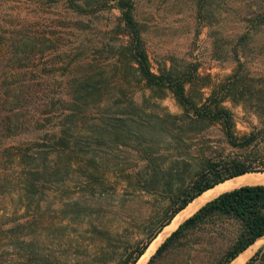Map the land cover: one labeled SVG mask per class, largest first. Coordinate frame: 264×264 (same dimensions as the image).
<instances>
[{"label":"trees","instance_id":"obj_1","mask_svg":"<svg viewBox=\"0 0 264 264\" xmlns=\"http://www.w3.org/2000/svg\"><path fill=\"white\" fill-rule=\"evenodd\" d=\"M38 1L40 7L44 4L48 7L47 16L41 18L43 24L36 20L38 16L23 12H16L17 22H0V186L20 188L27 207L32 201L39 206L43 187L53 181L60 168L55 158L63 156L67 164L87 159L93 155L90 150L99 142L103 131L112 129L114 133L146 138L155 130L161 136L172 133L166 122L171 121L174 127L176 119L187 118L192 125H219L230 148L201 153L190 179L168 196L160 219L148 221L147 236L125 244L117 256L105 258L97 254L95 240L99 236L89 239L82 234H54L52 238L41 239L17 235L11 245L20 250L0 251V264H134L170 220L202 193L228 179L264 172V130L256 128L237 133L232 110L223 104L227 97H246V85L240 86L246 77L244 72L236 68L224 81L214 85L208 95L200 92L196 96L186 85L197 82V62L190 67L178 68L172 63L153 69L141 23L135 15V0ZM198 1L203 7L205 0ZM261 4L260 8H251L253 15L249 23L264 24ZM52 7L62 8V14L54 15ZM114 8L118 10L113 15L115 25L102 30L98 39L83 41L74 37L78 25H90L102 11ZM240 37L246 38L247 31ZM137 83L155 97L169 91L182 111L172 114L155 109L149 113L137 110L138 105L128 94ZM109 101L116 109L110 112L104 107L98 120L92 121L96 127L85 139L84 132L79 131L81 120L88 118L94 105ZM151 149L149 144L142 149L146 163L153 160L147 155ZM6 169L10 170V178ZM175 175L176 172H170L168 181L174 180ZM155 177L142 171L137 181L148 183L155 181ZM216 221L235 224L229 247L215 263L230 264L264 237V183L236 186L206 201L164 238L145 264H170L168 258L182 252L179 247L186 244V239L189 241V235L203 224ZM76 222L80 227L84 224L91 227L90 231L104 234L103 237L108 234L109 238L112 234L102 222ZM43 244L57 245L59 254L40 251ZM88 246L92 249L86 251ZM70 247L77 250L73 259L67 254ZM243 264H264V244Z\"/></svg>","mask_w":264,"mask_h":264},{"label":"rangeland","instance_id":"obj_2","mask_svg":"<svg viewBox=\"0 0 264 264\" xmlns=\"http://www.w3.org/2000/svg\"><path fill=\"white\" fill-rule=\"evenodd\" d=\"M135 1V15L141 23L153 69L172 63L178 68L190 67L197 62V82L188 83L186 87L191 94L199 96L202 92L206 96L214 85L224 81L238 68L246 75L240 86L246 85L247 95L242 98L237 95L227 97L223 104L232 110L237 133L256 128L264 130V112L258 111L264 110V24L249 23V17L253 15L251 8H260L259 3L264 8V0H205L203 7L199 6L198 0ZM47 8L46 4L40 7L38 0H0V22H17L16 12L38 16L36 20H41L47 16ZM62 11L59 7L51 9L54 15L62 14ZM117 14L116 8L102 11L99 17L94 18L96 23L78 25L80 33L75 28L74 37L83 41L98 39L103 34H100L102 30L115 25L113 15ZM244 31H247V37L241 40L240 34ZM130 90L128 94L138 105L137 110L149 113L155 109L172 114L182 111L169 91L162 97H155L150 95V90H143L140 83ZM104 107L110 112L116 109L111 101L101 102L94 105L88 118L81 120V129L77 130L84 132L85 139L88 138L86 134L96 127L92 121L98 120L97 116ZM185 119H176L174 127L171 121L166 122L173 134L164 133L161 136L156 135L155 130H151V136L148 134L146 138L121 132L120 135L112 129L103 131L99 142L91 143L95 144L90 150L93 155L87 159L73 160L69 165L65 157L55 158L60 168L53 181L43 187L39 206L32 201L27 207L19 193L20 188L0 186V190H4L0 192V251L20 250L11 245V240L17 235L48 239L54 234H82L89 239L99 236L95 240L97 254L111 258L117 256L125 244L145 238L148 221L160 219L168 196L190 179L201 153H208L214 148H230L219 125H192ZM147 144L153 148L147 154L153 157L150 163H146V155L142 153ZM5 171L10 178V170ZM142 171L156 175L155 181H137ZM170 172L177 173L172 181H168ZM78 220L102 222L112 230V234L109 238L108 234L103 237L104 234L90 231L91 227L84 224L80 227L76 222ZM65 224L67 226H62ZM234 232L233 222L205 223L188 236L186 244L179 247L182 252L170 256L168 261L170 264H215L229 247ZM263 244L264 241L255 243L244 251L247 256L241 264ZM40 247V251L60 252L57 245L43 244ZM91 249L88 246L86 251ZM76 253L74 247L67 251L70 259Z\"/></svg>","mask_w":264,"mask_h":264},{"label":"bare ground","instance_id":"obj_3","mask_svg":"<svg viewBox=\"0 0 264 264\" xmlns=\"http://www.w3.org/2000/svg\"><path fill=\"white\" fill-rule=\"evenodd\" d=\"M254 183H264V173L262 172H251L246 173L241 176H237L231 179H228L222 183H219L215 185L210 190L205 191L200 195L198 198L193 200L191 203H189L185 209L180 211L178 214L174 216V218L171 220L170 224L161 230L159 235L154 238L151 243L148 245L147 249L145 250V254L140 257V259L136 262V264H144V262L148 259V257L154 252L156 247L159 245V243L167 236V234L170 232L171 228L178 224L185 216L188 214H191V212L194 211V209L203 204L204 202L208 201L211 197H214L218 194H220L223 191L232 189L236 186H240L243 184H254ZM264 241V238L259 239L256 244H261V242ZM247 255L243 252L241 253L236 259H234L230 264H241L243 260L245 259Z\"/></svg>","mask_w":264,"mask_h":264},{"label":"water","instance_id":"obj_4","mask_svg":"<svg viewBox=\"0 0 264 264\" xmlns=\"http://www.w3.org/2000/svg\"><path fill=\"white\" fill-rule=\"evenodd\" d=\"M172 218H173V217H172ZM184 219H185V218H184ZM170 221H171V220H170ZM169 234H170V233H169ZM150 242H151V241H150ZM150 242L148 243V245L150 244ZM148 245L146 246V248L148 247ZM146 248H145V249H146ZM140 256H141V255H140ZM138 259H139V258H138ZM138 259H137V260H138ZM137 260H136V262H137ZM136 262H135V263H136ZM135 263H134V264H135Z\"/></svg>","mask_w":264,"mask_h":264},{"label":"crops","instance_id":"obj_5","mask_svg":"<svg viewBox=\"0 0 264 264\" xmlns=\"http://www.w3.org/2000/svg\"><path fill=\"white\" fill-rule=\"evenodd\" d=\"M262 173H264V172H262ZM255 184V183H254Z\"/></svg>","mask_w":264,"mask_h":264}]
</instances>
